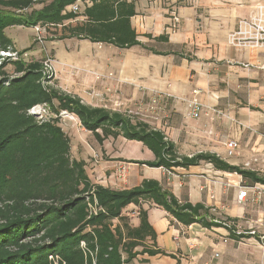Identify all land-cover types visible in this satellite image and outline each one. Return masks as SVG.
Masks as SVG:
<instances>
[{"label": "trees", "instance_id": "16d2710c", "mask_svg": "<svg viewBox=\"0 0 264 264\" xmlns=\"http://www.w3.org/2000/svg\"><path fill=\"white\" fill-rule=\"evenodd\" d=\"M84 1L90 4L75 13L70 9L75 0H0V50L14 49L6 28L37 24L61 25L52 40L74 37L119 48L141 45L130 23L135 14L132 0ZM35 4L41 7L35 8ZM79 15L84 16L81 22L65 23ZM41 67L40 59H4L0 63V264H55L50 255L57 256L56 264H128L138 253H163L143 244L147 236L154 242L155 231L142 202L161 207L184 225L198 222L210 228L232 220L216 217L202 203L177 198L155 179L122 189L93 183L85 161L69 157V138L57 124L58 116L38 122L27 114L36 104L46 103L55 115L61 110L75 114L98 143L122 136L142 142L154 155L153 160L132 162L172 171L204 161L218 170L235 172L251 184H264V175L255 170L209 152L182 155L149 122H133L119 111L84 103L79 96L42 83ZM94 201L98 210L90 214L88 202ZM131 203L140 205L135 227L123 214ZM113 219L120 224L114 225ZM228 228L231 236H243ZM136 246L141 250H134Z\"/></svg>", "mask_w": 264, "mask_h": 264}, {"label": "crops", "instance_id": "0c3cea01", "mask_svg": "<svg viewBox=\"0 0 264 264\" xmlns=\"http://www.w3.org/2000/svg\"><path fill=\"white\" fill-rule=\"evenodd\" d=\"M132 1L135 14L130 17V23L141 45L119 48L74 37L52 41H70L73 47L79 49L83 47V42H87L86 46L91 49L85 53L84 64L100 69L106 86L115 83L118 87H127L132 98L166 96L162 98L166 107L182 114L186 103L181 98H190L194 90H199L196 98L204 106H225L224 109L236 112L240 117H249L251 123L252 117L264 120V69L254 66L264 63V47L255 51L238 50L227 42L228 33L236 27L238 19L246 15L253 4L264 0ZM85 3L90 4L83 0L82 9ZM34 7L40 8L41 4ZM171 9H175L180 18L174 31L168 28ZM83 19L84 16L79 15L69 23L75 24ZM160 35L166 39H155ZM11 40L18 50L27 47L17 46ZM241 63H251L252 66L244 67ZM108 72L113 74L111 79L106 77ZM117 79L124 80V83ZM111 80L115 82H109ZM175 120L173 126L157 124L154 127L165 133L180 154L191 156L209 152L238 165L227 159L223 145L209 141L203 135V128L209 125L204 116L185 129L181 128L184 126L180 120ZM176 129L180 131L179 135L175 133ZM231 138L239 143L238 137ZM115 142L120 144L119 147L110 150L104 147L110 165L100 162L99 180L88 176L93 183L122 189L139 185L143 179H155L177 198L202 203L210 207L214 214L223 213L232 222L252 212L247 207L253 195L248 187L244 186L249 199L237 201L235 185L243 181L239 174L218 170L204 161L188 167H175L167 173L162 167L132 162L154 159L153 153L142 142L122 136H117ZM255 184H258L257 188H264L262 183ZM226 198L227 205L224 203ZM258 198H261V204L257 217L264 218V195ZM139 206L131 203L123 209L133 227L139 224ZM141 207L146 209L148 222L155 231L154 242L147 236L143 244L150 249L159 248L163 253H138L128 264H264V231L243 233L242 237L236 238L230 235V228L224 226L207 228L198 222L184 225L159 206L142 202ZM112 223L116 225L120 221L113 219ZM234 233L240 235L235 229ZM242 238L246 241L240 245ZM141 248L136 246L134 250Z\"/></svg>", "mask_w": 264, "mask_h": 264}, {"label": "rangeland", "instance_id": "374dc122", "mask_svg": "<svg viewBox=\"0 0 264 264\" xmlns=\"http://www.w3.org/2000/svg\"><path fill=\"white\" fill-rule=\"evenodd\" d=\"M80 11H82L81 7L78 12ZM67 22L69 20L65 21V23ZM60 28V26H40L41 33L39 35L41 41L36 38L34 26H22L21 28L17 25L10 26L5 29V34L9 38L11 37L17 46H27L26 48L28 49L25 50L27 55L23 56L25 61L32 59L43 60L47 57L51 59L55 72L52 75L50 85L54 88L79 96L84 103L119 111L133 122L143 120L149 122L152 126L157 124L173 126L176 124L175 119H178L180 124L184 126H181V128L185 129L192 127L201 119V116H204L209 125L203 128L202 133L205 137H208L209 141L219 143L225 148V142L231 139V136L239 138L238 153L234 156H226L230 162H234L243 168L253 169L264 175V120L252 117L251 120L253 122L251 123L249 117H240L238 113L224 109L225 106L220 108V105L218 106L217 104L204 106L205 109L196 118L189 114L187 104L185 105L186 110L182 114L170 110L162 102V98L166 96L153 95L156 99L146 95L140 96L138 99L132 98L130 92H127V87H118L115 83L113 85L107 84L106 86L107 82H104L105 76L102 71L98 68H90L87 64H84L85 53L91 49L86 46L88 45L87 42H83V47L79 49V47H73L70 41H52L50 37L59 33L58 29ZM8 69L12 71V67L10 68L9 66ZM106 77L111 79L113 77L112 72H108ZM115 81L111 80L109 82ZM117 81L124 83V80L117 79ZM186 99L181 98L185 103ZM50 115L52 117L58 116L57 124L60 125L69 138V157L71 159L84 160L87 175H90L94 180H99L98 175L102 161L104 165H110V161H107L110 160L107 158L109 155L105 153L104 147L110 150L113 147L114 149L119 147L118 145L120 144L115 142V138L112 137H108L102 143H98L93 134L81 126L79 119L73 113L64 112L60 115H55L50 111ZM174 131L179 135L180 131L178 129ZM102 169L105 168L102 167ZM235 186L238 194L240 190H246L244 186L250 189L253 194L252 198L249 199L246 195L243 200L248 197L247 207L252 212L236 222L231 221V226L237 233H261L264 231V218L257 217V212L261 204V198L258 197H263L264 188H257L258 184H251L249 180H243ZM227 200V198L224 200L226 205ZM231 200L232 198L229 195V201ZM254 213L256 216H254ZM215 215L221 219L226 217L223 213H216ZM240 241V245H243L246 240L242 238Z\"/></svg>", "mask_w": 264, "mask_h": 264}, {"label": "built area", "instance_id": "2783aa9c", "mask_svg": "<svg viewBox=\"0 0 264 264\" xmlns=\"http://www.w3.org/2000/svg\"><path fill=\"white\" fill-rule=\"evenodd\" d=\"M131 1V0H129ZM83 0H75L74 3L70 5L71 11L77 13L80 9ZM180 22L179 15L175 9L170 11V24L169 30L174 31ZM40 26L35 25L36 38L41 41L40 37ZM227 42L231 47H234L238 50H251L255 51L264 47V2H256L251 7V10L244 16L240 17L237 21L236 27L228 33ZM26 51L20 52L17 49H5L0 50V63L4 59L9 60H19L23 59V56H26ZM242 66L248 67L252 66L251 63H241ZM254 66L264 69V63H258ZM42 83L50 84L52 75L55 72L54 65L51 62L50 58H45L42 60ZM6 83V82H5ZM199 93V90H194L192 96L186 99V104L189 109V114L193 117H199L201 112L204 109V104L196 98V95ZM61 113H67L65 110H61ZM59 112L58 115L61 113ZM27 114L33 116L38 122L47 121L52 118L50 115V110L46 103H40L32 106L27 110ZM226 154L227 156H234L238 153L239 144L238 141L234 138L228 139L225 142ZM264 166V165H263ZM167 173H171L170 170L163 168ZM264 169V167H263ZM246 196V190H240L237 196L238 200H243ZM89 213H96L98 210L96 203L88 202ZM222 224L228 228L231 226L230 220H222ZM84 243L81 242V246L84 247ZM50 259H53L55 264L57 263V256H49Z\"/></svg>", "mask_w": 264, "mask_h": 264}]
</instances>
